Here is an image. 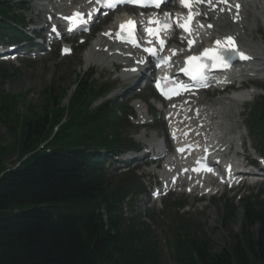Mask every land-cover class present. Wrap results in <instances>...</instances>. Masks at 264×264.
I'll return each mask as SVG.
<instances>
[{
	"label": "trees",
	"instance_id": "obj_1",
	"mask_svg": "<svg viewBox=\"0 0 264 264\" xmlns=\"http://www.w3.org/2000/svg\"><path fill=\"white\" fill-rule=\"evenodd\" d=\"M9 1L0 0V13ZM97 92L82 78L63 107L67 91L46 88L42 111L23 124L15 145L28 157L8 170L0 152V264H161L148 230L121 217L123 195L108 187L100 169L97 150L123 142L109 140L119 131L117 121L91 110ZM4 98L0 121L9 106ZM37 144L44 148L32 153ZM236 214L227 207L222 222L235 221ZM182 232L174 230L172 243L178 264H264V198L244 201L241 232L219 253L209 239Z\"/></svg>",
	"mask_w": 264,
	"mask_h": 264
},
{
	"label": "rangeland",
	"instance_id": "obj_2",
	"mask_svg": "<svg viewBox=\"0 0 264 264\" xmlns=\"http://www.w3.org/2000/svg\"><path fill=\"white\" fill-rule=\"evenodd\" d=\"M42 1L43 0H24V3L20 4H24V7L31 11L20 12V14L24 15L26 21L32 20L38 27L43 25V15L40 14L38 8L34 4ZM97 29L98 31L102 30L100 26H98ZM249 36H251L250 33ZM252 36L254 37V32ZM89 46L90 45H87L82 49L83 51L81 49L80 51L79 48L82 46L75 44L74 55L67 59H61L56 54H50L47 55L46 58H41L40 56L35 62H28L25 60L23 64L19 63L16 65L2 66V69L7 71L11 76L9 80H3L1 73L3 70H0V97H5V103H9V106H6V112L1 115L3 118L0 121V152L5 153V155L1 157V163H4L6 169H12L28 157L26 155L20 156L15 145L17 146L19 133L23 128V124L27 123L28 119L33 117L32 115L40 114L42 111L45 105L44 91L46 88L52 87L56 94L62 93L63 90L68 91L69 96L74 92L78 77L81 74L83 75L84 71H88L87 67L84 66L83 59L84 53L89 50ZM254 48L257 49L259 47L256 46ZM108 67L101 65L94 66L90 69L97 72L95 81L100 87L106 85L117 86V84H119L117 94L121 96H116L115 98H119L121 103L124 104V98L127 96L123 97V93L127 88L123 87L121 82L119 83L116 81L118 76L113 73L114 67ZM128 87H131V85ZM7 98H12V100ZM13 98L16 100L13 101ZM140 98L151 103L154 95L152 91L149 90ZM67 100L68 98H64L61 101L63 107L67 105ZM121 108L123 110L125 109V107ZM246 120L247 116L239 118V122L242 126L241 133L249 134L245 138V141L248 148V155L251 157L254 154V150H261V148L258 145L259 141L257 138H253L252 134L249 133L248 121ZM127 122L129 123V120H127ZM127 122H124L125 126L128 124ZM134 123L135 120L131 119L129 128L127 125V128L121 132L123 137L130 136L135 138L142 132L140 129L132 126ZM245 125H247V128ZM57 132V129L53 130V134ZM42 148H44L43 144H37L32 153ZM139 164L142 165L140 167L141 170L138 171H133L132 168L116 171L112 163H109V167L106 168L109 178L108 184L109 187L123 188L129 191L130 206L126 208V213L128 215H131L132 212L135 214L145 213L146 216L149 217L147 224L150 226L154 234L153 238L156 240L159 247H157V251L160 256L161 264H174L168 252L174 235V227H182V233H187L190 237L197 236L209 239L212 243L214 253H219L224 250L231 242L232 236L241 232L243 207L241 202H236L237 199L235 198L238 194H242V197L245 198L251 194L256 195L258 190H264V185L252 187L245 186L239 187L234 191L227 190L222 197L217 196L209 200H199L196 198L193 199L174 195L161 202L152 203L148 201V195L143 194L142 191L144 187H149L154 184L157 179L156 172L150 173L148 169H143L147 164L145 162L135 163L134 165ZM224 198L228 200L227 202L234 201L238 209L236 220L231 223L222 222V218L226 212V207L224 206L226 202L222 200ZM181 204H185V206L180 214L191 216V218L187 217L189 220L181 219L176 222V212ZM181 222L187 224V226Z\"/></svg>",
	"mask_w": 264,
	"mask_h": 264
},
{
	"label": "bare ground",
	"instance_id": "obj_3",
	"mask_svg": "<svg viewBox=\"0 0 264 264\" xmlns=\"http://www.w3.org/2000/svg\"><path fill=\"white\" fill-rule=\"evenodd\" d=\"M52 1L54 0H44V2L37 6L40 8L41 13L46 12L47 15H52L54 18L62 16L60 15V10H72L74 7L83 11L88 5V0H55L57 6L52 7L50 5ZM244 8H247V10L241 14V21L238 26H233L229 20V15L225 13L224 20H216V29L208 28L207 25H205L204 29L199 32L205 35L208 31L222 37L229 33H239L241 38V33L246 35V32L249 29V25L246 23V20H244L245 17L255 20L261 19L264 23V0H247ZM119 20H122L121 17L116 19V21ZM200 22L205 23V18L202 21L200 20ZM223 25L224 29L221 30L220 26ZM105 33L108 34L106 35ZM111 34L112 29L107 28L96 40L92 41L94 43L92 46H89V50L84 55V66L92 68L94 66L104 65L107 62H113L116 59L119 60L124 67L121 73L123 84H128L130 82L135 83L136 80L129 76L131 70L135 67V63L138 62V59L135 58L130 51L115 47L113 45ZM250 34L252 36V33ZM251 36L249 37L251 38ZM241 41L246 48L248 46L247 43L244 42L242 38ZM259 50L262 51V49ZM260 55L261 54H257L255 57V65L264 66V57ZM246 74L248 75L249 73ZM251 95L252 92L248 91L242 94L240 98L234 96L226 98L220 97L214 99L210 103L204 98L190 99L174 108L167 107L164 117L167 114H171L169 120L171 122V131L179 140L186 138V142L196 149L206 148L208 153H212V156H215L222 148L227 150L231 144L232 138H221L224 134L223 129H226L224 126L229 125L231 110H235L236 106L241 105L244 99ZM135 107L140 112V123L148 122L149 118L145 112V106H143V103L137 102ZM223 109L226 111L223 112ZM141 139L152 148L156 145V136L153 134L151 136L144 134L141 136ZM157 154H163V150L155 152L153 154L154 157H156ZM147 155L151 156L152 154L147 151L146 156ZM179 165L181 167L178 171H175ZM180 171L185 172L184 176L181 175ZM159 175L163 183L162 188L155 191L158 196H163L161 194H165L167 191L174 189H176V191L180 189L182 191H192L193 193L200 194L213 191L203 180V177L194 172L189 159H170L165 163ZM175 177L178 180L177 186L170 183V179Z\"/></svg>",
	"mask_w": 264,
	"mask_h": 264
},
{
	"label": "snow or ice",
	"instance_id": "obj_4",
	"mask_svg": "<svg viewBox=\"0 0 264 264\" xmlns=\"http://www.w3.org/2000/svg\"><path fill=\"white\" fill-rule=\"evenodd\" d=\"M120 2H124V0H120ZM127 2H130V3H135V4H139L140 6L142 7H147L149 6L150 4L155 6V7H159L160 6V2L161 0H127ZM198 3H207L209 4L210 6L212 7H215V5H212V0H197ZM219 3H225L227 4L228 3V0H218ZM181 3L183 6H189L185 0H181ZM116 5L115 4H109V7H115ZM230 7L229 6V10H230ZM236 9H237V12L239 10V5L236 4L235 5ZM222 11L224 9H221ZM199 15V13H197ZM80 15L79 12L77 13H74L73 14V17H68L67 19H75V18H78ZM237 18H238V15H237ZM188 19H191V17H189ZM128 25H132L133 27V30L128 32V36H129V39L130 41L133 43V46H136V40L134 39V36H135V22L134 21H127L126 22ZM149 23H161L159 21H149ZM163 25L165 28L168 27L167 25V14H166V19H165V22H163ZM180 27L182 28H185V30H188L185 25L181 24L179 25ZM121 29L123 30L125 28V25H121L120 26ZM208 27H211V25H208ZM71 30V29H69ZM162 30V29H147V31L149 32L150 35H155V34H158V32ZM53 31H55V28H53ZM106 35L108 33H105ZM225 41L227 42L226 44L222 45V51L226 54V59L225 60H221V57L219 56H216L215 53H212L210 58L211 59H214V60H220L221 61V64L223 65V67H228L229 66V63L228 61L230 60H234V59H237V58H240V59H248L249 57H246L244 56L243 53H240L236 48H235V44L232 40V37H226L225 38ZM161 45H163L164 41H160ZM191 43L192 41H189V46H191ZM221 41L220 40H217L216 41V44L217 45H221ZM65 51H69L68 49H65ZM145 51H148V52H151L153 55H155V53L152 51V49H145ZM175 51L176 50H173V54H175ZM210 52L211 50H208L206 49L205 52L203 53V55L205 56H209L210 55ZM198 59L197 57H190L188 62L190 63L192 60H196ZM166 62V61H165ZM139 63H143V61H139ZM202 67V66H201ZM184 71L189 74L192 79L196 80V79H200V80H204L206 79V77L204 76V74H202L201 72H199L198 70L195 71V72H192V71H189L188 69H184ZM157 88L161 90V94L165 96V98L167 99H170L172 95H178L179 92L178 91H172V92H165L162 88H161V85L160 83L158 82L157 83ZM180 151H183V149H180Z\"/></svg>",
	"mask_w": 264,
	"mask_h": 264
}]
</instances>
